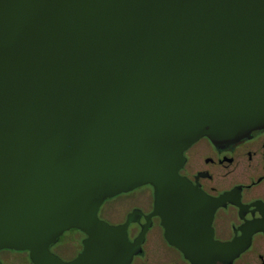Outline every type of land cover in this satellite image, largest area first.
I'll list each match as a JSON object with an SVG mask.
<instances>
[{
  "label": "water",
  "instance_id": "1",
  "mask_svg": "<svg viewBox=\"0 0 264 264\" xmlns=\"http://www.w3.org/2000/svg\"><path fill=\"white\" fill-rule=\"evenodd\" d=\"M262 126L264 0H0V248L36 261L76 227L58 264H130L141 238L97 212L149 184L170 245L230 263L242 243L213 238L178 169L199 137Z\"/></svg>",
  "mask_w": 264,
  "mask_h": 264
},
{
  "label": "flooded vegetation",
  "instance_id": "2",
  "mask_svg": "<svg viewBox=\"0 0 264 264\" xmlns=\"http://www.w3.org/2000/svg\"><path fill=\"white\" fill-rule=\"evenodd\" d=\"M178 174L208 199L202 208L211 213L213 238L220 242L238 241L243 249L232 261L214 264H264V126L235 141L214 142L204 135L182 152ZM143 187L140 195L122 214L104 210V202ZM106 199L97 216L109 224H123L128 240L141 238L130 264H191L164 237L159 215L153 213V188L146 184ZM219 199L217 205L213 201ZM87 234L71 227L57 235L48 252H38L36 261L28 249L0 248V264H58L73 260L82 251ZM158 253L155 263L151 255ZM59 259V260H58Z\"/></svg>",
  "mask_w": 264,
  "mask_h": 264
},
{
  "label": "rangeland",
  "instance_id": "3",
  "mask_svg": "<svg viewBox=\"0 0 264 264\" xmlns=\"http://www.w3.org/2000/svg\"><path fill=\"white\" fill-rule=\"evenodd\" d=\"M149 193V188L143 187L141 189L134 190L129 193H123L116 197L110 198L104 202V210H111L116 212V214H122L124 211L129 209L136 199L140 197V195H146ZM158 253L153 252L151 255L152 263H155Z\"/></svg>",
  "mask_w": 264,
  "mask_h": 264
}]
</instances>
